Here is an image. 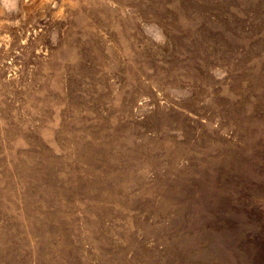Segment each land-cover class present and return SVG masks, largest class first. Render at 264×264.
I'll return each mask as SVG.
<instances>
[{"label": "rangeland", "instance_id": "1", "mask_svg": "<svg viewBox=\"0 0 264 264\" xmlns=\"http://www.w3.org/2000/svg\"><path fill=\"white\" fill-rule=\"evenodd\" d=\"M0 264H264V0H0Z\"/></svg>", "mask_w": 264, "mask_h": 264}]
</instances>
